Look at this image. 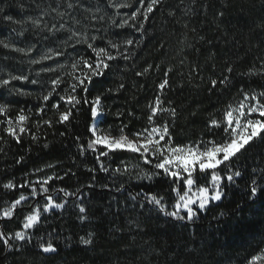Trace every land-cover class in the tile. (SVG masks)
<instances>
[{"label": "trees", "instance_id": "1", "mask_svg": "<svg viewBox=\"0 0 264 264\" xmlns=\"http://www.w3.org/2000/svg\"><path fill=\"white\" fill-rule=\"evenodd\" d=\"M124 2L131 6L117 11L108 0H80L82 6L73 13L80 23L70 24L88 37L96 36L95 46L105 47L112 40L129 57L110 61L104 75L94 77L88 86L89 102L101 98L105 114L99 122L100 130L118 136L124 127L131 137L148 126V106L160 95L163 106L176 112L175 118L168 113L157 117L158 124L167 121L173 145L202 148L204 142L228 139L224 124L210 127V121H223L225 110L229 105L237 107L244 92H264V75L248 74L264 64V0H161L148 20L138 18L137 25L143 23L140 30L113 25V19L119 23L138 7L136 0H113ZM57 3L63 11V0H0V40L33 49L25 55L0 45V78L9 74L29 77L28 81L15 80L0 88V103L10 105L8 117L15 119L21 109L30 117L29 132L21 135L19 143L7 136L5 125L0 124V210L21 193L29 197L11 219L0 218V232L10 237L7 246L0 241V264H251L254 256H264V140L254 138L227 168L217 167L216 172L225 177L220 185L221 200L210 202L193 221H180L148 203L149 194L163 196L171 211L176 195L171 188L176 185L163 176L139 179L143 172L154 169L136 154L116 152L101 157L108 172L100 170L98 153L87 150L81 154L79 145H87L94 123L90 103H83V89H77L82 102L73 109L69 122H56L67 106L61 101L59 112L52 109L59 100L55 94L42 119L36 114L41 104L39 96L50 89V80L64 77L65 82L57 89L62 94L69 80L65 71L70 68L56 72L42 69L57 68V62L70 65L78 58L72 42L64 44L68 32L52 35L30 22ZM54 15L45 20L52 23ZM6 16L22 23H11L4 19ZM127 39L134 44L126 45ZM76 49L86 58H95L87 45H77ZM110 50L116 54L115 49ZM50 51H62L64 55L30 66L31 60ZM224 77L228 82L222 85L219 81ZM165 78L168 84L161 92L158 86ZM32 79L39 83L31 84ZM212 80L217 81L215 88ZM16 89L31 94L20 95ZM260 99L264 103V97ZM251 118L264 119L257 114ZM42 120H51L52 126ZM37 121H41L39 127ZM31 134L37 139L33 140ZM124 166L127 173L114 172ZM235 171L241 176L227 181ZM195 175L197 185L211 187L210 173L197 171ZM48 176L54 177L47 185L49 194L57 203H67L62 209L43 213L40 224L28 230L30 239L17 241L14 233L23 230L24 217L37 202L42 207L45 199L43 195L32 198L30 187L6 190L2 185L9 180L20 185ZM253 186L258 187L255 197L251 196ZM59 189L73 195L65 197ZM79 206L86 209L85 213L79 212ZM82 237L92 243L83 244ZM49 242L56 251L44 253L40 245ZM256 264L264 262L257 260Z\"/></svg>", "mask_w": 264, "mask_h": 264}, {"label": "snow or ice", "instance_id": "2", "mask_svg": "<svg viewBox=\"0 0 264 264\" xmlns=\"http://www.w3.org/2000/svg\"><path fill=\"white\" fill-rule=\"evenodd\" d=\"M109 6L115 7L117 11L122 8H128L131 5L128 2L124 3H113V0H108ZM138 7H136L126 18L122 19L119 23L113 19L112 23L117 28L131 27L137 30L143 29V23L137 25L136 21L140 16L143 20L149 19V14L153 13L156 6L161 2V0H148L145 6V0H136ZM61 3H57L55 7L49 5L50 11L44 10L40 16L36 18H30V22L33 27L40 29L42 31H47L48 33L55 35L58 32H68L69 36L67 40L64 41L66 46L71 43V48L73 52H76L75 58L72 60L70 65L59 64L57 62V68L47 67L42 69L45 72H56L57 69L70 68V71H65V76L69 78L67 88H65L63 94L58 92L57 89L60 88L61 84L65 82L64 77L56 76L50 80V89L46 94L41 93L39 99L41 104L36 108V114L43 117V114L47 110L48 102L53 98L54 94L59 96V100L52 104V109L59 112L60 102H64L67 106L66 111L59 112L57 123L65 124L69 122L70 117L73 115V109L81 104V98L76 95L77 89H83L85 96L83 98L84 104L90 103L91 116L94 121L93 125L89 128L91 133V138L88 140L87 145H79L81 154L84 151L92 150L96 155V160L99 163L100 170L108 172V167L105 166L101 157H107L110 153L116 152H130L136 154L139 159H141L144 164L151 165L154 171H145L142 175H139V179L151 180L153 177L163 176L171 180L173 185L171 191L175 192L174 204L172 205V210L167 209V204L165 203V198L163 196L157 195H147L146 198L148 203L154 205L157 210L163 213L167 217H172L176 220H187L189 222L193 221L200 211L206 209L207 205L213 201H219L222 198L221 183L225 179L220 174L216 172L217 167L224 165L226 168L229 166L228 162L237 158L238 153H241L242 149L246 148V145L250 144L254 138H260L264 140V119H252L253 114H257L258 117L264 118V103H261V97H264V92L259 94L249 95L247 92L243 93V100L238 104L237 107L228 106L223 114V121H218L212 119L210 121V127H221L224 124V131L228 137L223 142L217 143L214 141L204 142V146L201 148L199 145H173L169 125L167 121L163 124L157 123V117L163 113H168L173 118H175L176 112L174 108H165L163 106V101L160 95H157L154 103L149 104V114L147 116L148 126L144 127L140 131L131 134V137L125 132L124 127L120 128V134L118 136H112L110 133H104L101 131L95 121L105 113L102 110L101 98L100 96L95 97L91 102L87 99L88 86L92 83L94 77L102 76L105 70L110 68V61H115L118 58L127 60L129 57L125 55L124 52L120 50V45L112 40L108 41L105 47L95 46L96 36L88 37L86 34L75 30L70 24L78 25L80 21L76 19L73 13L77 8L81 7L80 0H63L64 10L60 11ZM39 7V5H38ZM54 13L53 22L49 23L45 20L46 16ZM223 15V13H221ZM67 17L68 19H65ZM7 21L11 23H22L21 21H16L12 16L4 17ZM100 19H103L101 17ZM99 31V29H96ZM23 34L22 32L20 33ZM102 39V38H101ZM126 45H133L134 41L132 39H127L124 42ZM0 45L4 48H10L12 51L29 55L32 52V47L27 49L16 47L3 40H0ZM77 45H87V49L91 50L94 55L88 56L87 58L77 51ZM110 49H115L116 54L113 55ZM64 52L55 51L54 54L50 51L45 55L41 56L39 59H33L30 62L33 64L41 63L44 60H51L54 57L63 56ZM150 67V66H149ZM148 68L144 69L146 73ZM233 69L228 68V72L231 73ZM144 73L138 72L137 75H143ZM249 75H264V64L261 65L259 71L249 70ZM167 77V73H165ZM28 81L29 77L25 75H11L8 78H0V88L7 87L12 81ZM228 77H224L219 81L220 84H227ZM31 84H38L39 81L32 79ZM168 84L167 78H165L160 84L159 89L161 92L165 89ZM212 87L217 86V81H211ZM120 88L124 85L120 84ZM20 95H30L31 93L25 92L22 89L15 90ZM243 91V90H242ZM10 105L6 103H0V116H4V120H0V124L5 125L4 132L7 136L16 140L17 143L20 141L21 135L29 132L27 128V121L29 120V115L24 113L21 109L15 119L7 116V111ZM78 110V109H77ZM31 112V109H29ZM44 125L49 127L52 126L51 120H42ZM37 127L41 125V121L36 122ZM126 127V126H125ZM32 139L35 140L37 137L35 134H31ZM63 135V133H61ZM0 139H3L0 137ZM79 140V137H77ZM47 145H45L46 147ZM2 150V149H0ZM52 167V165H49ZM39 171V170H38ZM199 171L201 174L210 173V180L208 185H197L196 172ZM116 173H127V166L118 167L114 170ZM241 172L235 171L231 175L226 177L227 181L232 182L234 177H240ZM53 176H48L43 180H38L35 182H25L20 185H16L13 181L9 180L4 183L2 187L6 190H14L19 188L30 187L32 198H36L39 195H43L45 203L41 207L37 202L36 206H33L29 213L24 217L23 220V230L16 231L14 233V238L17 241L24 242L30 237L28 236V230L36 228L40 222L43 213H47L52 209H62L67 201L63 203H57L53 196L49 194V188L47 185L49 181L53 180ZM255 185V181H253ZM39 185V188H37ZM195 189V190H194ZM59 192H63L64 196L73 195L72 193L66 192L64 189H59ZM258 193V187L253 186L251 188V196L255 197ZM29 197L25 196L23 193L19 195L18 198L14 199L9 206L0 210V218L11 219L14 212L17 210L18 206L22 205V202H26ZM143 206V205H142ZM86 209L83 206H79V212L81 214L85 213ZM184 213V214H182ZM9 235L0 232V241L3 242L5 246L9 244ZM81 241L85 245L92 243V240L81 238ZM44 253L55 252L56 248L52 243H47L46 245H40ZM257 260L264 262V256H254L252 258L251 264H256Z\"/></svg>", "mask_w": 264, "mask_h": 264}, {"label": "rangeland", "instance_id": "3", "mask_svg": "<svg viewBox=\"0 0 264 264\" xmlns=\"http://www.w3.org/2000/svg\"><path fill=\"white\" fill-rule=\"evenodd\" d=\"M29 63H30V66H31V67H34V66H39L40 64H43L44 62L37 63V64H33V63H31V62H29ZM101 119H102V116L99 117V118L97 119V121H95V123L97 124L98 128H99V122L101 121ZM99 129H100V128H99ZM104 133H105V132H104Z\"/></svg>", "mask_w": 264, "mask_h": 264}]
</instances>
